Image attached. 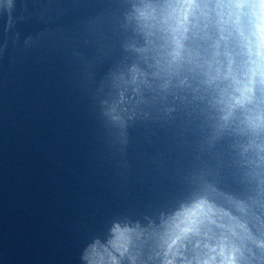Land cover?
Instances as JSON below:
<instances>
[{"label":"clouds","instance_id":"1","mask_svg":"<svg viewBox=\"0 0 264 264\" xmlns=\"http://www.w3.org/2000/svg\"><path fill=\"white\" fill-rule=\"evenodd\" d=\"M146 21L162 19L165 66L199 69L217 85L222 120L264 130V0H166L138 8ZM200 39L211 41L204 47ZM115 119H121L117 114ZM146 246L160 264H264V237L208 197L185 203L151 230L116 223L106 243L96 240L89 264H144Z\"/></svg>","mask_w":264,"mask_h":264}]
</instances>
